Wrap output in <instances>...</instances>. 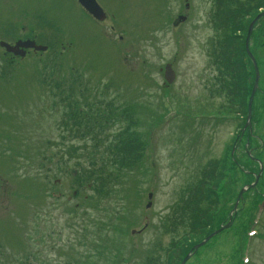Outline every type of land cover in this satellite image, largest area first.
<instances>
[{"label":"rangeland","instance_id":"obj_1","mask_svg":"<svg viewBox=\"0 0 264 264\" xmlns=\"http://www.w3.org/2000/svg\"><path fill=\"white\" fill-rule=\"evenodd\" d=\"M96 1L109 15L102 27L86 15L78 0H0V41L35 38L40 45H55L49 53H31L27 59L15 61L4 76L2 69L10 60L0 48V264H22L29 252L35 256L31 264H112L114 248L119 246L122 253L127 251L117 257L120 262L124 256L121 264L127 259L132 264H146L150 256L165 261L170 238L164 222L199 171L207 162L220 160L241 130L243 118H232L223 125L197 121L198 114L214 111L221 103L209 94L215 76L210 57L214 32L209 25V0ZM182 15L188 16L187 21L177 28L173 24ZM257 45L261 83L262 39ZM55 53L57 57L52 58ZM167 64H172L176 74L173 84L164 79ZM78 79L82 86L78 92L87 100L103 102L102 107L111 102L121 109L130 108L131 120L139 123L136 129L144 134L161 115L163 119L174 117L170 125L163 122L167 126L155 129L143 167L120 179V198L116 197L109 211L102 212L111 215L114 207L124 206L132 213L125 237H114V245L106 241L112 250L95 251L97 241L106 239L85 229L97 218L90 202L94 192L85 187L76 193L79 182L70 175L73 168L80 171L76 167L79 162L86 171L92 169L87 151L67 161L62 170L54 163L46 165L47 171L39 167V163L46 164L39 152H59L60 145L48 148L47 144L58 142L62 134V111H51L55 102L61 105L60 98L54 96L60 92L55 86L67 92ZM261 89L257 94L260 103ZM177 101L182 110L193 115L183 118L175 109ZM176 111L181 113L179 118ZM121 120L123 124L110 135L129 126L130 120ZM257 129L254 123L250 136L244 133L236 155L242 167L256 168V174L259 170L246 156L245 146L249 143L252 157L264 156ZM30 143L36 146L33 153H28ZM70 145L67 143L62 152ZM231 175L233 194L228 207L235 205L241 188L252 183L251 177L237 169ZM258 184L259 191H249L239 203L236 219L227 231L202 248L189 264H240L244 256L250 257V264H264V213L257 228L259 236L244 237L253 200L262 198L264 192V186ZM150 193L154 198L147 209ZM86 209L89 218L84 215ZM147 223L145 232L132 235Z\"/></svg>","mask_w":264,"mask_h":264},{"label":"trees","instance_id":"obj_2","mask_svg":"<svg viewBox=\"0 0 264 264\" xmlns=\"http://www.w3.org/2000/svg\"><path fill=\"white\" fill-rule=\"evenodd\" d=\"M210 2L212 3L210 25L214 31L211 58L215 69L212 97L221 100L217 114L247 116L246 106L252 92L250 78L254 77V68L246 52V38L251 23L264 11V0H210ZM263 36L264 19L259 22L253 41L262 39L264 47ZM252 51L255 49L252 48ZM262 83L264 84V81ZM261 87L263 97L261 113L264 114V86ZM75 98L72 89L70 95L62 99V102L68 103L70 107L65 113L67 119L63 121V126L70 129L72 135L76 132L77 137L84 128L86 138L92 136L91 141L94 143L87 156L92 169L87 173L82 167L83 173L75 181L81 186L92 184L94 195L90 202L93 204L92 209L97 211L95 217L102 214L106 219L94 224L95 229L98 235H107L109 226L114 224L111 230L113 233L111 243L114 242V237L117 239L120 236L125 237L129 228L128 226L126 229V225H129L130 212L124 206L114 207V214L111 215L109 212L106 214L102 212L109 211L116 197L120 198V179L125 174L139 171L143 167L148 146L147 135L137 131L139 123L131 120L130 108L114 107V111L109 110L110 114L114 113L112 121L114 128L123 124L121 118L128 119L127 122L130 120L129 126L117 130L112 136L100 139V136L112 127L106 128L103 125V114L99 115L97 120L81 119ZM79 150L80 146L72 144L70 156ZM63 159L60 158L59 164ZM52 161L53 158L50 162ZM230 162V156H222L218 161L207 162L199 171L193 183L182 192L172 216L166 220L167 236L170 238L166 251L167 261L163 262L160 257L152 260L153 257H150L146 264H180L194 245L202 242L224 224L227 209L224 211L223 207L224 201L227 202L228 199H220L216 189L225 181ZM260 184L264 186V176ZM92 219L91 222L96 223V220ZM122 251V246L114 248V254L116 252L114 264L119 262L117 257Z\"/></svg>","mask_w":264,"mask_h":264},{"label":"water","instance_id":"obj_3","mask_svg":"<svg viewBox=\"0 0 264 264\" xmlns=\"http://www.w3.org/2000/svg\"><path fill=\"white\" fill-rule=\"evenodd\" d=\"M80 3L81 5L87 9L96 19L98 20H102L104 18V14L102 12V10L99 8V6L97 5L96 1L95 0H80ZM262 17H264V13L259 15L256 20L252 23L251 27H250V30H249V34H248V38H247V47H248V44H249V40H250V37H251V34H252V30H253V27L255 25V23L260 20ZM1 47L3 48H6V50L9 52V53H14L15 55H22L24 56L23 53H21V51H19L20 49H29V48H35L37 51H40V50H44V48H41V47H37L34 43L32 42H26V43H22V42H19L16 47H11L9 46L8 44L6 43H1ZM166 79L169 83H172L173 82V79H174V76L172 74V72L170 71V67L168 66L167 67V72H166ZM258 82H259V74H258V71H257V78H256V84H255V88H254V91H253V94H252V97H251V100H250V106H249V109H250V114H249V120L251 119V107H252V103H253V98H254V95L256 93V89L258 87ZM244 191V190H243ZM243 193V192H242ZM241 193V195H242ZM223 230V229H222ZM220 230V231H222ZM218 233V232H217ZM217 233L213 234L212 236H210L204 243H202L199 247L203 246L206 242H208L212 237H214ZM188 260V258L185 260V262Z\"/></svg>","mask_w":264,"mask_h":264},{"label":"flooded vegetation","instance_id":"obj_4","mask_svg":"<svg viewBox=\"0 0 264 264\" xmlns=\"http://www.w3.org/2000/svg\"><path fill=\"white\" fill-rule=\"evenodd\" d=\"M29 53V52H28Z\"/></svg>","mask_w":264,"mask_h":264}]
</instances>
